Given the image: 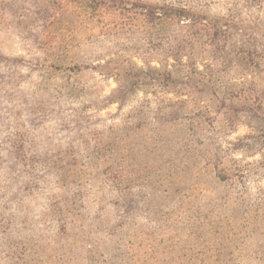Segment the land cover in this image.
Here are the masks:
<instances>
[{
  "label": "rangeland",
  "instance_id": "374dc122",
  "mask_svg": "<svg viewBox=\"0 0 264 264\" xmlns=\"http://www.w3.org/2000/svg\"><path fill=\"white\" fill-rule=\"evenodd\" d=\"M0 264H264V0H0Z\"/></svg>",
  "mask_w": 264,
  "mask_h": 264
},
{
  "label": "trees",
  "instance_id": "16d2710c",
  "mask_svg": "<svg viewBox=\"0 0 264 264\" xmlns=\"http://www.w3.org/2000/svg\"><path fill=\"white\" fill-rule=\"evenodd\" d=\"M156 16H158V15H156ZM158 17H159V18H157V19H161V18H162L161 15H159Z\"/></svg>",
  "mask_w": 264,
  "mask_h": 264
}]
</instances>
